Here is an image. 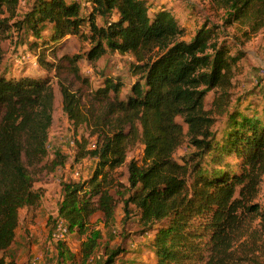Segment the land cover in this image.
Masks as SVG:
<instances>
[{
  "label": "trees",
  "instance_id": "trees-1",
  "mask_svg": "<svg viewBox=\"0 0 264 264\" xmlns=\"http://www.w3.org/2000/svg\"><path fill=\"white\" fill-rule=\"evenodd\" d=\"M210 1L226 11L224 26H247L243 32L248 38L264 27V0ZM91 3L92 47L87 58H100L106 46L120 54L131 53L136 61L130 71L136 79L125 98L119 97L124 86L120 77H106L102 86L90 92L103 106L93 123L83 111L81 94L59 80L63 111L74 127L93 124L97 141L87 153L98 160L91 178L64 183L60 216L70 230L85 233L97 210L109 215L112 196L105 182L140 137L143 159L128 164L132 191L125 208L135 204L146 225L170 219L155 236L157 264H253L261 250L251 238L258 232L254 223L264 222V209L256 201L264 175V120H237L231 115L232 125L217 143L212 129L215 117L204 107L209 91L222 90L226 97L244 51L232 53L220 27L210 22L190 41L182 39L186 29L174 14L165 8L150 13L146 0ZM18 4L19 0H0V63L2 36L10 29ZM81 9L80 0H35L27 26L39 37L40 26L52 23L53 38L61 39L79 31L84 20ZM110 12L114 18L99 26L96 15ZM44 46L45 41L33 42L30 48L46 70L54 68L58 74L60 67L36 52L39 47L44 51ZM79 57L66 59L75 78L88 83L76 65ZM54 99L49 76L0 74V252L15 241L20 209L36 206L41 199L29 167L40 166L48 154ZM177 117L187 125L189 143L195 148L183 163L173 158L184 139ZM232 154L240 160L236 170L225 161ZM208 155L212 156L209 165L205 163ZM95 245V237L84 243V257L89 258ZM57 248L60 256H66L63 243ZM118 253H109L105 264H114Z\"/></svg>",
  "mask_w": 264,
  "mask_h": 264
},
{
  "label": "rangeland",
  "instance_id": "rangeland-1",
  "mask_svg": "<svg viewBox=\"0 0 264 264\" xmlns=\"http://www.w3.org/2000/svg\"><path fill=\"white\" fill-rule=\"evenodd\" d=\"M146 1L150 13L165 8L174 14L179 24L186 29L182 39L190 41L203 24L210 22L220 27L221 36L232 45V53L244 51V57L234 69L232 85L226 97L224 98L222 90L209 91L205 96L204 107L211 110L215 117L212 127L216 133L215 141L221 143L224 129L231 127V115L237 120L244 117L264 120V27L248 38L243 32L248 29L247 26H224L226 11L216 9L210 0ZM34 2L35 0H19L16 15L9 22L11 27L2 36L1 46L4 52L0 74L7 73L15 77L22 74L49 76L55 94L53 123L48 133V154L44 163L29 167L35 178V187L41 189V199L36 206L20 209L15 241L5 252H0V258L3 257V264H105L109 253L117 251L119 253L114 264H157L155 236L160 227L170 223V219L146 225L135 204L130 203L127 210L125 208V200L132 191L128 179V164L131 160L140 163L143 159L144 144L140 137L128 148L126 161L111 171L105 182L112 196V210L109 215L104 210H97L90 217L86 232L81 233L70 230L66 220L59 214L64 197V183L88 180L92 177L98 161L95 156L87 153L97 141L93 124L84 123L78 128L74 127L63 111L59 80L81 94L83 111L93 123L95 117L103 112V106L92 99L90 92L102 86L106 77H120L124 86L119 97L125 98L136 79L130 71V65L136 59L131 53L120 54L107 46L105 54L100 58L94 61L87 58L86 53L92 47L89 25L93 9L91 0H80V14L84 20L79 31L56 40L53 38L52 23L44 22L40 26L39 37L27 26L33 16ZM111 18H114V12L95 17L99 26ZM43 41L47 43L45 50L39 47L36 52L59 66L58 74L54 68L46 70L30 48L33 42ZM75 55L80 56L76 65L81 78L87 79L88 83L75 78L69 67L66 57ZM177 120L184 127V139L174 152L173 158L183 163L195 148L189 143L187 125L181 117H177ZM138 130L140 134V125ZM81 151L86 154L81 155ZM211 157L208 155L205 158L208 165ZM225 161L233 169H238L240 160L235 155L226 157ZM94 200L98 202V196ZM256 201L264 209V175ZM254 226L258 228V232L251 240L261 250L255 254L253 264H264V222L259 226L257 219ZM90 237H95L96 245L89 258H86L84 243L90 241ZM59 243H63L67 249L64 251L66 256H60V249L57 248Z\"/></svg>",
  "mask_w": 264,
  "mask_h": 264
},
{
  "label": "built area",
  "instance_id": "built-area-1",
  "mask_svg": "<svg viewBox=\"0 0 264 264\" xmlns=\"http://www.w3.org/2000/svg\"><path fill=\"white\" fill-rule=\"evenodd\" d=\"M95 146V145H94ZM55 236V235H54ZM56 237V236H55Z\"/></svg>",
  "mask_w": 264,
  "mask_h": 264
}]
</instances>
